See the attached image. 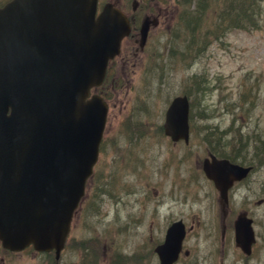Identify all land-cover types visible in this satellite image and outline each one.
Returning <instances> with one entry per match:
<instances>
[{
  "label": "rangeland",
  "instance_id": "rangeland-1",
  "mask_svg": "<svg viewBox=\"0 0 264 264\" xmlns=\"http://www.w3.org/2000/svg\"><path fill=\"white\" fill-rule=\"evenodd\" d=\"M160 6L161 23L146 50L125 67L121 61L119 79L109 86L113 100L101 155L68 242L77 249L76 264H162L157 249L176 222L185 223L186 235L172 264H244L239 248L222 238V192L205 162L214 155L251 166L244 159L257 153L251 132L264 138V0L257 23L247 29L220 19L225 6L219 0L205 9L198 0ZM197 9L201 47L195 58L183 60L179 51L192 38L187 25ZM217 23L227 29L211 33ZM197 80L208 88L202 92ZM183 95L193 107L189 143L161 132L169 104ZM224 202L227 207L228 194Z\"/></svg>",
  "mask_w": 264,
  "mask_h": 264
},
{
  "label": "water",
  "instance_id": "water-1",
  "mask_svg": "<svg viewBox=\"0 0 264 264\" xmlns=\"http://www.w3.org/2000/svg\"><path fill=\"white\" fill-rule=\"evenodd\" d=\"M96 12L97 0H12L0 9V240L8 248L60 250L97 162L107 104L88 97L130 25L111 5ZM141 34L144 43L146 23ZM164 129L189 142L187 96L173 99ZM205 170L226 197L249 168L211 156ZM184 236L182 222L169 228L157 249L162 264L177 259Z\"/></svg>",
  "mask_w": 264,
  "mask_h": 264
},
{
  "label": "flooded vegetation",
  "instance_id": "flooded-vegetation-1",
  "mask_svg": "<svg viewBox=\"0 0 264 264\" xmlns=\"http://www.w3.org/2000/svg\"><path fill=\"white\" fill-rule=\"evenodd\" d=\"M9 1L11 0H0V8ZM163 1L167 0H98V13L102 11L105 5L112 4L127 15L131 25V33L122 41L119 55L109 62L103 84L96 91H93L106 99L109 105L113 100L109 86L119 79L116 74L119 64L122 61L121 65L125 67L130 63L129 61L133 56L136 59L139 57V53H144L151 32L157 28V24L160 25L161 23L163 12L160 3ZM146 18L149 19L148 39L146 45L139 48L136 44H141L140 27ZM141 59L143 60L142 57ZM250 165L248 166L251 167L250 174L240 181L241 183L235 182L229 189L227 207H225L226 203L221 195V203L224 204L222 209L226 212L219 226H222V238L235 245L237 249L239 248L238 240L250 244L248 255L239 248L241 254L245 256L244 264H264V174L257 173L254 165ZM260 166L263 167L262 164ZM92 194L94 193H89V195ZM227 208L229 213H227ZM81 211L82 209L77 210L73 223H79ZM69 241H71L70 237L60 251L52 250L49 252H37L32 246L23 250H12L6 248L0 241V264H26L27 262H35L34 264H76L73 259L77 249L72 247L74 242L68 243Z\"/></svg>",
  "mask_w": 264,
  "mask_h": 264
},
{
  "label": "trees",
  "instance_id": "trees-1",
  "mask_svg": "<svg viewBox=\"0 0 264 264\" xmlns=\"http://www.w3.org/2000/svg\"><path fill=\"white\" fill-rule=\"evenodd\" d=\"M188 1L189 0H187V2ZM183 3H186V2L183 1ZM235 4L236 5H231V3L230 4L228 3L225 5V7L227 6L226 9L231 10V9H233L234 6L235 7L237 6L240 9L244 10V15L241 18L229 17L228 18L229 20L227 22L228 24L230 23V24H233L235 27L247 29L248 26H253L255 23H257L254 20V15L256 16V18H258L260 7H261V0H238V4L237 3H235ZM189 5H191V4H189ZM205 7L199 6L200 9H205ZM200 9L192 11L194 14V21L195 20L201 21ZM252 9H254V13L252 12ZM194 21L193 20L189 21L187 26H189L191 24V22H194ZM228 24L222 26L224 30L227 29ZM190 30H191L192 38L188 41L187 45H184V50L179 51V54L183 55L181 57L183 60H188V59L192 60L193 58H195L196 53L194 51L198 50L199 47H201V44L199 45V43L192 44L191 41H192V39L194 40L195 38H194V34L192 33L191 27H190ZM178 43H179V38L177 37V41L175 42L174 46H176ZM194 78H197V77H193L192 79L194 80ZM196 84L199 87V89H201L202 92L208 88V84L206 83L205 80H197ZM258 86H259V84H258ZM246 94H248V92L244 91L243 95H246ZM241 98H243V97H241ZM241 103H246V100L245 99L241 100ZM192 109H193V107H192ZM192 109H191V119L193 118ZM236 158H238V157H236ZM236 158H235V160L239 161ZM241 161L244 162V160H242V159H241Z\"/></svg>",
  "mask_w": 264,
  "mask_h": 264
},
{
  "label": "bare ground",
  "instance_id": "bare-ground-1",
  "mask_svg": "<svg viewBox=\"0 0 264 264\" xmlns=\"http://www.w3.org/2000/svg\"><path fill=\"white\" fill-rule=\"evenodd\" d=\"M193 1V0H192ZM211 0H198V3L200 6L202 7H205L206 5H208V3H210ZM227 2V3H226ZM219 3L220 5H226V4H230L231 5H236L235 3L238 4V0H219ZM207 7V6H206ZM205 7V8H206ZM227 7V6H226ZM226 7H224L223 9V13L220 15V19L221 20H229L228 18L229 17H233V18H241L243 15H244V10L243 9H240L239 7H233V9L229 10V9H226ZM200 21L199 20H195L194 22H191V28H192V33L194 34V40L192 39V44H197L199 43V45L201 44V38H198L199 34H200V31H199V28H200V25L201 23H199ZM221 26L217 23L216 25H214L212 28H211V33H216L218 31L221 30ZM202 36V35H201ZM251 134L253 135V137H255V139L253 140V142L256 144V154L254 153L252 156L250 157H247V158H244L245 160L248 161V164L249 163H253L254 164V167L256 169V171L259 173V174H263L264 173V164L263 167H261V158L264 157V138L261 136V134H258L257 132L253 131L251 132ZM250 147V146H249ZM248 149L250 150L251 147ZM254 149V150H255ZM261 157V158H260ZM245 162V161H244ZM251 172V171H250ZM249 172V174H250ZM248 174V175H249ZM220 182H223V178L219 180ZM227 183V182H226ZM226 183H225V186H226ZM245 251L247 253H249V249H248V246H245L244 247Z\"/></svg>",
  "mask_w": 264,
  "mask_h": 264
}]
</instances>
